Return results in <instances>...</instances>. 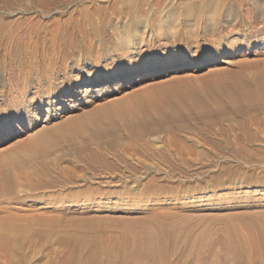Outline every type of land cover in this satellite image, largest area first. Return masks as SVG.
Here are the masks:
<instances>
[{
	"label": "rangeland",
	"instance_id": "obj_1",
	"mask_svg": "<svg viewBox=\"0 0 264 264\" xmlns=\"http://www.w3.org/2000/svg\"><path fill=\"white\" fill-rule=\"evenodd\" d=\"M16 1L0 0V264H142L137 234L161 252L153 264H221L238 243L259 246L264 135L217 156L218 134L191 118L173 133L214 165L170 170L158 152L174 134L145 127L152 149L125 150L119 116L229 108L236 78L264 77V0Z\"/></svg>",
	"mask_w": 264,
	"mask_h": 264
},
{
	"label": "bare ground",
	"instance_id": "obj_2",
	"mask_svg": "<svg viewBox=\"0 0 264 264\" xmlns=\"http://www.w3.org/2000/svg\"><path fill=\"white\" fill-rule=\"evenodd\" d=\"M2 1H4V3H5L8 0H2ZM23 1L21 3H23ZM32 1H37L38 3L43 2L47 5H54V4L60 2V0H32ZM16 2H15V4H18V5L20 4V2H18V3H16ZM215 2L217 4V3H219V0H205L204 1V7L208 8L211 5L215 4ZM15 4H14V7H15ZM40 4H38V5H40ZM2 5H3V3H2ZM11 5L9 7H11ZM34 5H35V3H34ZM142 5H143L142 2L137 1L136 7L141 8ZM218 5L219 4H217V6ZM217 6L215 5V7H217ZM44 7H46V6H44ZM25 8H26V6H25ZM47 9H48V7H47ZM12 10H14V9H12ZM44 11H45V9H44ZM122 11H124V10H122ZM13 28H12V30H13ZM6 31H7V28H6ZM16 32L18 33V31H16ZM19 32H22V31H19ZM17 33H15V34H17ZM30 33H31V31H30ZM32 33H33V31H32ZM5 35H6V33H5ZM26 35H28V34H25V36ZM27 37H29V36H27ZM188 65L190 67H195V66H198L199 63H198V61H196L195 63L190 62V63H188ZM256 75H257V73H256ZM249 77L246 78V77H244V74H243L238 79L236 78V85H237L238 91L236 94H232V93L229 94L228 93L229 94L228 101L230 103L229 108H225L224 105L221 106L222 108H219L220 106H217V109L207 108L206 111H198L195 108L197 110V111L194 110L195 113L193 112V109H192L193 113L191 111H190V113H188V112H186V110L184 112V109H182V108H177L175 110H171L170 113H168V114L167 113L166 114H160V112H159V116H158V114L154 113L156 111L151 110V112L154 111L153 116H155V115L158 116V117L156 116L157 117L156 120L154 118H150L152 116H151V113L149 112L148 109H146L144 107H140L139 109L136 108L137 109V110L135 109L136 111L139 110L138 113H141V112L143 113V115L138 114V116H144L145 121H142V122H144L143 124L141 121L137 122V120H136L137 119L136 118L137 113L135 110H133L131 108L128 109V111L126 110V113L122 114L119 117L122 120V123H125L127 126H129L130 131L131 130L133 131V135L131 134V138H130L132 147L131 146H127V147L125 146L126 147L125 150H128V149H136V150L152 149V147L149 146V142H148V140L150 138L146 139V137H145L146 136L145 133H149V132H147L148 130L145 131V129H144L145 127H147V129H149V131L151 133H158L159 131H163V132L165 131V132H168L169 134H172L173 132H180L182 130L184 131L186 129V127L188 126V123L191 120V118H193L194 120L200 121L202 123V127L204 126L205 129L207 128L210 130V132L216 133V135L218 134L220 139L209 140L212 143V146L215 150V155L218 156L221 153H229V154H233L235 156H239V154H241V152L246 148L247 145L249 146V145L255 144L257 139H259L260 137L263 138L262 136L264 135V117L261 115V114H264V77L261 74L254 76L253 78H249ZM226 84L228 85V83H226ZM230 90H232V89H230ZM150 98H149V101H150V103H152V100H150ZM194 98H192V99H194ZM166 101H168V100H166ZM152 105H153V103H152ZM155 105H157V103ZM168 105H169V103H168ZM170 105H172V104L170 103ZM173 105H175V103ZM204 106H205V104H204ZM168 107H170V106H168ZM172 107L174 108V106H172ZM200 108H199V110H201ZM154 109L156 110V108H154ZM170 109H171V107H170ZM170 109H168V110H170ZM178 109H180V112L177 111ZM181 109L183 110V113H181L182 112ZM202 110H205V107H204V109L202 108ZM187 111H188V109H187ZM109 112L113 113L115 115V111L114 112L109 111ZM157 112H158V110H157ZM232 115H238L239 117L241 116L242 121H240V120L237 121L240 118H237V120H235V117H234L235 121H233ZM141 118L142 117H140V119ZM97 119H99V118H97ZM111 119H112V117H111ZM102 121H104V120L102 119ZM113 121H115V117L112 119V123L116 122V121L115 122H113ZM118 123H121V122L118 121ZM95 125H96V123H95ZM216 126H218V129H215ZM117 127L118 126H117V122H116L115 128L113 127L115 129V132L118 131L116 129ZM80 128L81 127H79V129ZM82 128H83V126H82ZM85 128H88V127H85ZM242 130H243V132H242ZM94 131H95V129H94ZM130 131H128V132H130ZM261 132H263V133H261ZM253 133H254V135H253ZM100 134L101 135L105 134V131L100 130ZM119 135H121V134H119ZM169 145L173 146V148H171L169 146L168 149L163 150V151L158 152V153L160 155V158L162 160H164L165 165L167 167H169L170 170H176L177 168H181V167L191 168V167H194L197 165H200V167H203V168H209L212 165H214V161H215L214 159H212V161H208V162H206V161L198 162L199 161L198 159L192 158L191 156H193L197 153V152H195L196 149L194 148V146L192 144H190V145L185 144L183 139H180V137H178L175 134L173 135V137L171 136ZM107 146L112 147L113 142L109 141L107 143ZM115 147H116V142H115ZM259 149H260V146H259ZM115 150H117V149L115 148ZM147 155L151 156L149 152H147ZM154 155H156V154H154ZM241 157H242V155H241ZM103 162H105V160L96 151L95 152L93 151V153H91L90 156L88 157V165L91 166V168H95L98 165H101ZM145 165H147V164H145ZM157 165H158V163H157ZM155 167H157V166L155 165ZM158 167H160V166H158ZM132 168L135 171H137V168L135 166H133ZM153 183H156L154 177H152V179L149 181V184H146L148 186V189H150L151 191H153V190L159 191V188L156 185H154ZM96 189H98V188H95V190ZM154 240L155 239H153V242H154ZM134 241H135L137 248H138L137 254L135 255V258L139 262H141V263L143 262L144 264H146V262H144L145 258H147L149 260V262H151V264L159 261V259L161 258V256H160L161 252L154 250V247H152V246L146 247L145 244L140 239V234H137L135 236ZM257 242H258L259 246L255 247L254 249L251 247L249 242L245 241L242 245H240V243H238L232 249V255H228L226 257L221 258L222 259L221 264H228L227 261L230 259L233 261L232 264H264V235L259 236ZM3 247H4V245H3ZM6 247H7V245H6ZM147 248H150V251ZM3 249H6V248H3ZM7 249H8V247H7ZM145 251L149 252V255ZM206 264H210V263L207 262Z\"/></svg>",
	"mask_w": 264,
	"mask_h": 264
},
{
	"label": "snow or ice",
	"instance_id": "obj_3",
	"mask_svg": "<svg viewBox=\"0 0 264 264\" xmlns=\"http://www.w3.org/2000/svg\"><path fill=\"white\" fill-rule=\"evenodd\" d=\"M85 75H87V73H85ZM69 95L72 96L73 98H75L78 94L75 93V92H70ZM37 103H39L38 100L35 101L32 106L35 107ZM13 114H15V113H13ZM19 115L21 117H24L25 116V113L22 111ZM3 133H4L3 117H0V135H3Z\"/></svg>",
	"mask_w": 264,
	"mask_h": 264
}]
</instances>
